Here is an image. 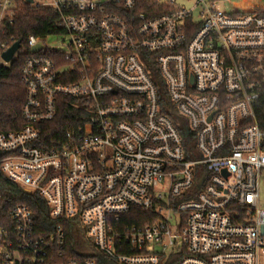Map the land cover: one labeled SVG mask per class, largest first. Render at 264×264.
Listing matches in <instances>:
<instances>
[{"label":"built area","instance_id":"built-area-1","mask_svg":"<svg viewBox=\"0 0 264 264\" xmlns=\"http://www.w3.org/2000/svg\"><path fill=\"white\" fill-rule=\"evenodd\" d=\"M188 1L0 0V69L24 58L25 88L0 169L88 248L70 256L63 223L41 234L19 202L0 264H264V16ZM25 3L51 9L58 31L18 39ZM67 97L81 113L48 144L41 126ZM138 208L155 219L120 224Z\"/></svg>","mask_w":264,"mask_h":264},{"label":"trees","instance_id":"trees-1","mask_svg":"<svg viewBox=\"0 0 264 264\" xmlns=\"http://www.w3.org/2000/svg\"><path fill=\"white\" fill-rule=\"evenodd\" d=\"M247 12H255L264 16L263 5L254 6ZM17 23L11 32L16 33V37L23 43L27 36L32 33L46 34L58 31L56 26L57 16L51 9L35 7L32 4L25 3L18 13ZM24 58L16 59L10 66L1 67L0 74V130L17 129L21 125L20 110L25 101V88L20 82L21 63ZM154 77L160 84L162 79L155 73ZM162 101L168 103L167 95H161ZM74 101V100H73ZM58 117L51 122L42 124V133L44 140L50 144L52 140L60 139L68 129V126L75 122V118L81 113V110L74 108L72 98H64L59 107ZM257 117L260 127L264 128V94L259 99L257 106ZM177 121L178 115H172ZM3 153L0 151V159ZM0 193L2 199L0 203V225L10 223L6 218L5 210L19 202L26 203L32 210L37 231L41 234L49 233L58 223H63L68 234L67 251L69 255H74L77 250L82 248L86 240L81 233L79 225L70 220L55 219L49 215V207L46 200L38 192H28L8 179L0 169ZM152 212L142 209H131L122 214L120 221L124 224H143L155 219ZM82 240V243H81ZM85 240V241H84ZM80 251V250H79Z\"/></svg>","mask_w":264,"mask_h":264},{"label":"rangeland","instance_id":"rangeland-1","mask_svg":"<svg viewBox=\"0 0 264 264\" xmlns=\"http://www.w3.org/2000/svg\"><path fill=\"white\" fill-rule=\"evenodd\" d=\"M183 3H186L188 5H191V3L188 0H180ZM263 5V0H219L218 6L221 9H224L227 12H237V13H243L247 12L249 9H251L254 6H261ZM63 38H60L58 36H51L50 41L59 44ZM261 195H262V206L264 207V183H262L261 187ZM85 238V237H84ZM86 240V239H85ZM84 240V241H85ZM82 243V240H81ZM79 250L82 252H88V248L86 244H82Z\"/></svg>","mask_w":264,"mask_h":264},{"label":"water","instance_id":"water-1","mask_svg":"<svg viewBox=\"0 0 264 264\" xmlns=\"http://www.w3.org/2000/svg\"><path fill=\"white\" fill-rule=\"evenodd\" d=\"M33 0H28L29 3H31ZM20 42L16 41L10 48L4 53V57L7 61L11 60V58L14 56L15 52L19 49ZM34 49H39V46L36 45L33 47Z\"/></svg>","mask_w":264,"mask_h":264}]
</instances>
